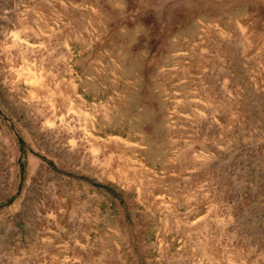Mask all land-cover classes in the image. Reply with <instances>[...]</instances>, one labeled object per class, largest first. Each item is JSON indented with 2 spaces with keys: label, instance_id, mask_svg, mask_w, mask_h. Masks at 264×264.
<instances>
[{
  "label": "rangeland",
  "instance_id": "obj_1",
  "mask_svg": "<svg viewBox=\"0 0 264 264\" xmlns=\"http://www.w3.org/2000/svg\"><path fill=\"white\" fill-rule=\"evenodd\" d=\"M0 264H264V0H0Z\"/></svg>",
  "mask_w": 264,
  "mask_h": 264
},
{
  "label": "bare ground",
  "instance_id": "obj_2",
  "mask_svg": "<svg viewBox=\"0 0 264 264\" xmlns=\"http://www.w3.org/2000/svg\"><path fill=\"white\" fill-rule=\"evenodd\" d=\"M6 12V11H5ZM9 12V11H8ZM12 15V14H11ZM5 16V15H4ZM7 17V16H6ZM25 46V45H24ZM21 48V47H20ZM28 51V50H27ZM35 78V77H34ZM37 78V77H36ZM37 81V80H36ZM46 88V87H45ZM49 89V88H48ZM49 99V98H48ZM54 121V120H53ZM61 124H63V123H61ZM59 126V125H58ZM62 127H64V126H62ZM61 127V128H62ZM60 128V127H59ZM58 131V130H57ZM68 131V130H67ZM74 132V131H73Z\"/></svg>",
  "mask_w": 264,
  "mask_h": 264
}]
</instances>
